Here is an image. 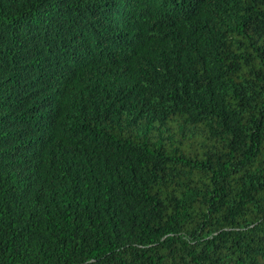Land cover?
Returning a JSON list of instances; mask_svg holds the SVG:
<instances>
[{
    "label": "trees",
    "instance_id": "trees-1",
    "mask_svg": "<svg viewBox=\"0 0 264 264\" xmlns=\"http://www.w3.org/2000/svg\"><path fill=\"white\" fill-rule=\"evenodd\" d=\"M0 264H264V0H0Z\"/></svg>",
    "mask_w": 264,
    "mask_h": 264
}]
</instances>
